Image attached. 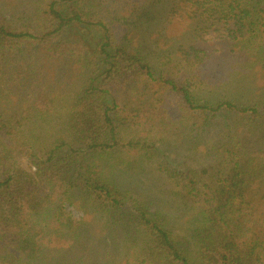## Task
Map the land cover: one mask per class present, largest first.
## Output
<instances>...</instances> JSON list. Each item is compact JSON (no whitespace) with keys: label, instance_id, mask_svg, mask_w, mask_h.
Masks as SVG:
<instances>
[{"label":"trees","instance_id":"16d2710c","mask_svg":"<svg viewBox=\"0 0 264 264\" xmlns=\"http://www.w3.org/2000/svg\"><path fill=\"white\" fill-rule=\"evenodd\" d=\"M159 21L178 74L134 36ZM0 264H264V0H0Z\"/></svg>","mask_w":264,"mask_h":264},{"label":"rangeland","instance_id":"374dc122","mask_svg":"<svg viewBox=\"0 0 264 264\" xmlns=\"http://www.w3.org/2000/svg\"><path fill=\"white\" fill-rule=\"evenodd\" d=\"M137 16V15H135ZM131 21H137L135 17L131 19ZM161 25V21H159L155 26L152 27H146L141 24L142 28H134V36L137 37L138 40H140L143 43V47L146 48L148 51V54H150L152 57H158L161 54H163L164 51H168L169 49L172 51V61L169 59L168 52L164 55L162 58V61H164L165 69H169L170 67L175 68L176 73L178 74L179 70L184 71L183 67L180 65L179 61L182 59V55L179 51V48L177 46V35L180 31H182V28L176 21L171 22L169 25V30L166 32L160 31L158 28ZM177 26H179L177 28ZM132 27V26H131ZM158 28V29H157ZM174 45L175 47H172ZM167 57V58H166ZM210 70H213V63H210L208 65ZM198 73V71H197ZM99 75V71H98ZM195 83H198V78H196ZM200 84V83H198ZM225 91V90H223ZM203 95L206 97H210L211 99L215 100L218 98V96H221L222 93L220 90H212V88L206 87L204 89V92L202 91ZM150 96L152 97H162L166 102H168L172 108V111L176 110V102H173L172 100V93L169 91L165 86L161 84H153L152 90L149 92ZM224 118L226 119V122L233 121V116H235L232 113H225ZM51 127H57L59 130V125H55V123L51 124ZM57 129L54 128V130L57 132ZM137 131L130 130L127 131L124 136L126 138H130L128 140H134L136 136H138ZM167 141L162 145L163 150L162 153L165 154L167 161L170 163L172 162L173 166L178 167H185L186 163L188 167H192L193 169H196L198 166L197 164H191V157L185 158L186 155L192 156V151H189L187 147L184 144H180L179 138L175 135L174 132L166 134ZM170 160V161H169ZM23 161L27 164V160L23 159ZM185 165V166H184ZM192 165V166H190ZM133 184H137V188L141 191H146L147 195L152 196L151 199L157 200L161 197L166 202V208L165 213L167 215L172 214V217H170V225L172 227H175L176 230H178L180 225V218L181 215L179 211L173 210L174 204V195H175V187L167 181L163 176L158 175L155 171V167L146 166V168H143V170L140 171V174L135 175L132 179ZM177 208V207H176ZM68 211H70L74 218L80 219L84 216L83 212L75 209L74 207L67 206ZM172 210V211H171ZM176 216V217H175Z\"/></svg>","mask_w":264,"mask_h":264}]
</instances>
